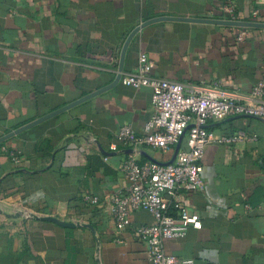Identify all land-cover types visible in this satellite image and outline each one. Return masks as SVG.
<instances>
[{"label": "crops", "instance_id": "crops-1", "mask_svg": "<svg viewBox=\"0 0 264 264\" xmlns=\"http://www.w3.org/2000/svg\"><path fill=\"white\" fill-rule=\"evenodd\" d=\"M230 2L236 21L223 11ZM224 22L264 24V0H0V264H153L136 229L153 216L134 211L118 233L111 204L130 186L121 171L130 149L115 134L144 131L152 90L114 81L146 54L154 76L250 93L264 77V28ZM208 128L206 187L184 199L202 226L165 251L178 264H264V122L236 116ZM240 132L257 139L219 141ZM21 208L88 225L25 220Z\"/></svg>", "mask_w": 264, "mask_h": 264}, {"label": "built area", "instance_id": "built-area-1", "mask_svg": "<svg viewBox=\"0 0 264 264\" xmlns=\"http://www.w3.org/2000/svg\"><path fill=\"white\" fill-rule=\"evenodd\" d=\"M223 11L230 15L231 21L237 20L233 3L224 6ZM245 35L243 31L239 39ZM154 66L155 62L142 54L136 71L117 73L121 75L119 82L123 84L152 90L153 115L142 133L126 124L115 134L116 140L130 149L121 167L130 186L112 197V215L116 231L121 233L131 226L134 211L149 212L154 222L136 229L147 247L150 261L153 264H178L180 260L165 251V241L182 238L190 228L202 226L199 212L191 210L184 199L192 192L204 191L206 187L202 162L213 140L208 125L236 116L254 117L264 122V77L250 93L243 94L216 83L185 85L157 77L152 73ZM184 135L187 136L188 149H180L174 161L163 163L141 159L140 155L146 148H176ZM242 138L254 141L257 136L240 132L221 136L219 141L230 144ZM19 213L25 220L35 219V216L46 217L28 208H21ZM73 223L84 224L80 221Z\"/></svg>", "mask_w": 264, "mask_h": 264}, {"label": "water", "instance_id": "water-1", "mask_svg": "<svg viewBox=\"0 0 264 264\" xmlns=\"http://www.w3.org/2000/svg\"><path fill=\"white\" fill-rule=\"evenodd\" d=\"M210 22H216V21L211 20ZM224 23H228V24H237V25H241V26H250V27H259V26H260V27L264 28V24H259V23H255V22H224ZM142 26H143V25H140V26L137 28V30H139ZM137 30H135V32H136ZM130 38H131V37H130ZM130 38H129V39H130ZM129 39L127 40V43H126V45H125L124 52H125V50H126V46H127V44L129 43ZM124 52H123V54H124ZM123 54H122V61H123ZM122 63H123V62H122ZM122 71H123V65L121 64V66H120V68H119V72H122ZM120 77H121L120 74H118V75L116 76V79H115V81H114V84L119 82ZM61 111H62V110H58V111L54 112V114H52V115L58 114V113H60ZM48 117H50V116H48ZM16 133H18V132H16ZM183 137H184V136L181 137L180 142H179L178 145L176 146L177 154H178V152H179V150H180V146H181V143H182V139H183ZM177 154H176V156H177ZM176 156H175V158H176ZM175 158H174V159H175ZM174 159H173L172 161H174ZM172 161H170V162H172ZM17 216H21V214L18 213ZM34 218H35V219L51 220V221H54V222H56V223H58V224H60V225H62V226H67V227H79V226H87V225H88V224H82V225H80V224H75V223H68V222H64V221L60 220L59 218H55V217H52V216H46V217H41V218H38V217L35 216ZM97 240H98V239H97ZM98 242H99V240H98Z\"/></svg>", "mask_w": 264, "mask_h": 264}]
</instances>
